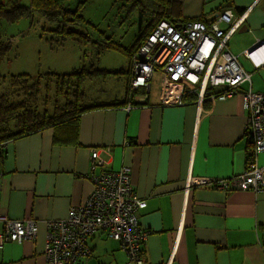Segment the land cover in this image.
<instances>
[{"label": "crops", "instance_id": "obj_1", "mask_svg": "<svg viewBox=\"0 0 264 264\" xmlns=\"http://www.w3.org/2000/svg\"><path fill=\"white\" fill-rule=\"evenodd\" d=\"M178 1L189 18L212 19L222 5L246 14L228 47L251 74L242 91L264 93V65L254 68L244 56L264 42V0ZM100 68L124 73L84 82L85 104L96 107L82 114L80 146L53 144L51 130L8 143L7 156L0 159V231L8 221H33L38 229L32 239H6L0 264H46V221L68 220L67 227L54 229L82 248L97 229L84 234L74 220L109 208L105 196L123 188L116 180L124 167L130 177L123 194L133 192L134 200L146 203L138 209L140 231L147 233L138 238L146 244V257L133 256L109 231L101 232L106 239L92 238L89 264H264V192L217 187L249 164L253 137L243 96L209 98L211 108L205 109V95L201 105L198 93L196 102L184 101L186 88L183 104L166 105L161 70L148 85L135 86L129 57L118 68ZM253 159L264 167V152Z\"/></svg>", "mask_w": 264, "mask_h": 264}, {"label": "built area", "instance_id": "obj_2", "mask_svg": "<svg viewBox=\"0 0 264 264\" xmlns=\"http://www.w3.org/2000/svg\"><path fill=\"white\" fill-rule=\"evenodd\" d=\"M246 14L237 15L231 9L218 13L208 22L198 19L182 25H174L162 21L148 35L140 50L132 61L133 81L135 86L148 85L155 70L162 72V83L166 88L164 104L175 102L183 104V94L187 91L198 93L202 97L209 85L224 90L218 95H211L213 102L225 100L234 95L243 96L244 107L249 113V129L254 141V156L264 152V93L242 91V85L250 80V72L243 66L239 55L230 52L228 40L231 35L245 22ZM264 44L258 41L244 52L254 68L264 65ZM98 151L94 150L92 157L96 159ZM247 170L230 180H219L217 187L221 189L240 188L264 192V167L251 159ZM130 168L121 170L117 190L109 192V208H96V213L85 219H75L82 233L87 234L98 228H107L110 234L123 240L132 251L133 256L139 255L141 245L139 237L147 235L140 231L138 209L146 205L144 201L134 200L133 192L123 194L129 177ZM117 172V171H116ZM115 172V173H116ZM138 206V207H137ZM136 207V208H135ZM9 222V221H8ZM5 229L0 231V248L6 239L23 241L32 239L37 233L35 222L10 221ZM50 228L46 250V264H68L71 253L77 250L76 241H64L60 231L70 224L66 221H46ZM73 222V221H72ZM138 264H146L142 260Z\"/></svg>", "mask_w": 264, "mask_h": 264}, {"label": "trees", "instance_id": "obj_3", "mask_svg": "<svg viewBox=\"0 0 264 264\" xmlns=\"http://www.w3.org/2000/svg\"><path fill=\"white\" fill-rule=\"evenodd\" d=\"M89 0H79L75 7H71L69 0H30V5H22L19 0L12 3L0 1V22L6 21L13 24L23 18H32L39 13L51 28L48 37L50 47L58 49L68 40L81 45L93 44L103 51L113 49L127 57L132 62L148 35L162 21L174 25L186 24L192 20L202 19L208 22L210 19L204 16L189 18L183 14V5L178 0H116L118 11H125L130 16L133 9H141L144 12L151 10L145 26L132 44L126 45L121 39L107 36L106 31L100 30L104 40H95L87 30L77 26L88 24L98 28L84 15V7ZM230 1V0H228ZM118 2H122L118 4ZM115 6V5H113ZM220 12L227 9L226 5L219 7ZM219 12V13H220ZM46 30V28H44ZM13 49L12 39H4L0 35V83L7 84V89L0 94V159L7 156L9 142L30 135L51 130L53 144L57 146H80V128L82 114L94 109L96 106H86L84 82L97 78L107 77L110 74L120 75L123 70H109L100 68L95 64L83 65L74 68L70 72L61 73L46 71L34 76L28 72H8L2 70L5 60H10ZM101 55V54H100ZM130 69L128 70V79ZM224 90L209 85L205 94L203 106L211 108L210 96L223 93ZM196 93L187 91L184 101L196 102ZM119 105V103H115ZM254 141L249 144V162L254 158ZM248 162V163H249ZM109 229L98 228L87 236L82 248L72 251L71 261L68 264H89V258L94 252L92 238L106 239L109 236L101 234ZM140 256L146 257V244L140 239Z\"/></svg>", "mask_w": 264, "mask_h": 264}, {"label": "rangeland", "instance_id": "obj_4", "mask_svg": "<svg viewBox=\"0 0 264 264\" xmlns=\"http://www.w3.org/2000/svg\"><path fill=\"white\" fill-rule=\"evenodd\" d=\"M0 1L10 4L13 0ZM78 1L69 0V4L75 7ZM115 1L89 0L84 7V15L87 20L98 25V28L88 24L77 26V28L87 30L95 40H104V36L100 33V30H104L107 36L121 39L126 45L132 44L145 26L149 18L148 13L152 9L147 12L133 9L131 15L127 16L125 11H118ZM19 3L30 5V0H19ZM121 3L118 2V4ZM51 27V24L39 13L34 15V21L32 18H23L13 24L6 21L0 22V35L4 39H12L13 43V49L9 55L10 60L3 62V72H28L37 76L46 71L66 73L74 68L90 64L118 68L127 62L126 56L113 49L103 51L101 46L98 53V48L92 43L81 45L68 40L60 48L52 49L48 41L51 35L48 30ZM157 74L161 79L162 74L160 72ZM88 82L91 80L86 83ZM160 82L161 80H158L157 85H160ZM6 89L7 84L0 83V94ZM88 100L89 98L86 100L87 103Z\"/></svg>", "mask_w": 264, "mask_h": 264}, {"label": "water", "instance_id": "obj_5", "mask_svg": "<svg viewBox=\"0 0 264 264\" xmlns=\"http://www.w3.org/2000/svg\"><path fill=\"white\" fill-rule=\"evenodd\" d=\"M262 43H264V42H262Z\"/></svg>", "mask_w": 264, "mask_h": 264}]
</instances>
